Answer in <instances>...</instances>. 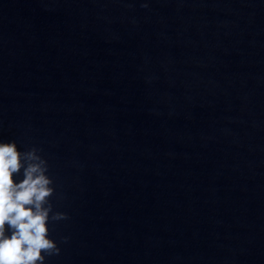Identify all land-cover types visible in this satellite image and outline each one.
Masks as SVG:
<instances>
[{
	"label": "water",
	"instance_id": "1",
	"mask_svg": "<svg viewBox=\"0 0 264 264\" xmlns=\"http://www.w3.org/2000/svg\"><path fill=\"white\" fill-rule=\"evenodd\" d=\"M0 141L44 264H264V0H0Z\"/></svg>",
	"mask_w": 264,
	"mask_h": 264
},
{
	"label": "clouds",
	"instance_id": "2",
	"mask_svg": "<svg viewBox=\"0 0 264 264\" xmlns=\"http://www.w3.org/2000/svg\"><path fill=\"white\" fill-rule=\"evenodd\" d=\"M47 172L37 148L20 151L15 141H0V264H44L46 257L59 254L49 224L67 215L53 211Z\"/></svg>",
	"mask_w": 264,
	"mask_h": 264
}]
</instances>
